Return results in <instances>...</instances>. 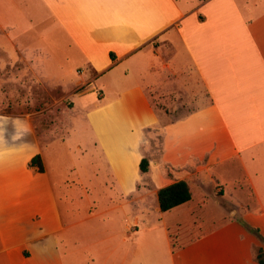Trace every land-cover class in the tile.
I'll use <instances>...</instances> for the list:
<instances>
[{
	"label": "crops",
	"instance_id": "0c3cea01",
	"mask_svg": "<svg viewBox=\"0 0 264 264\" xmlns=\"http://www.w3.org/2000/svg\"><path fill=\"white\" fill-rule=\"evenodd\" d=\"M39 8L45 32L54 30L72 59L86 61L78 73L87 70L91 76L75 91L105 70L109 76L119 70L134 77V91L152 117L175 119L170 135L191 143V152L162 173L155 158H143L154 172L149 181V173L140 171L147 189L142 199L161 212L158 190L184 181L189 190L201 187L198 202L204 193L217 201L222 191L234 207L231 218L175 247L170 232L178 223L163 218L184 205L181 213L192 210L190 191V203L161 212V223L142 227L135 264H258L255 250L264 252V0H39ZM11 26L0 22V32ZM2 54L0 79L6 77L2 83L13 91L17 76L37 77L36 69H46ZM32 121L27 127L13 116L0 119V264L52 255L55 236L65 229ZM35 155L43 173L29 166ZM224 187L233 188L231 200ZM156 230L150 243H139Z\"/></svg>",
	"mask_w": 264,
	"mask_h": 264
},
{
	"label": "rangeland",
	"instance_id": "374dc122",
	"mask_svg": "<svg viewBox=\"0 0 264 264\" xmlns=\"http://www.w3.org/2000/svg\"><path fill=\"white\" fill-rule=\"evenodd\" d=\"M0 22L12 25L0 32V55L25 57L32 66L39 63L46 68L36 69L37 77L17 76L15 91L1 77L0 119L13 116L27 127L33 119L65 226L55 236L58 244L53 254H35L28 264H135L133 252L142 227L161 223L163 217L142 199L147 189L142 188L146 180L139 161L155 158L162 173L191 152V143L183 135H170L175 119L152 117L134 91V77H123L119 70L113 76L105 70L75 91L78 82L91 76L87 70L78 73L86 61L72 59L66 43L57 44L54 30L45 32L47 22L39 0H0ZM135 81H141L140 77L135 76ZM193 150L202 151L196 146ZM149 170L148 165L151 181L154 171ZM179 174L173 172L175 178ZM190 191L195 197L193 209L181 213L184 205L163 218L178 223L170 232L175 247L232 217L234 207L221 197L222 191L217 192V201L204 193L203 203L198 202L201 187L191 186ZM224 193L231 200L233 188L224 187ZM156 232L146 234L139 243H150L149 236Z\"/></svg>",
	"mask_w": 264,
	"mask_h": 264
},
{
	"label": "trees",
	"instance_id": "16d2710c",
	"mask_svg": "<svg viewBox=\"0 0 264 264\" xmlns=\"http://www.w3.org/2000/svg\"><path fill=\"white\" fill-rule=\"evenodd\" d=\"M29 166L31 168H35L38 173H43V166L39 155H35L30 160ZM139 169L143 173L147 171L146 159H142L140 161ZM157 199L159 210L161 212H166L190 201L191 193L186 182L177 181L170 185L160 188L157 192ZM255 258L258 264H264V252L262 248H256Z\"/></svg>",
	"mask_w": 264,
	"mask_h": 264
}]
</instances>
